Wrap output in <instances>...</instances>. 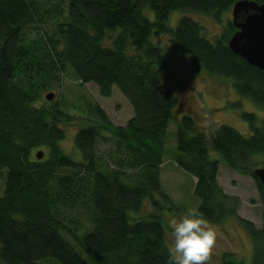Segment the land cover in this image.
<instances>
[{"label":"trees","instance_id":"obj_1","mask_svg":"<svg viewBox=\"0 0 264 264\" xmlns=\"http://www.w3.org/2000/svg\"><path fill=\"white\" fill-rule=\"evenodd\" d=\"M236 1L65 0V7L56 5L50 30L41 32L42 0H0V264H167L161 212L178 210L159 178L164 156L172 155L165 144L170 122L177 123L175 164L195 178L196 211L215 225L236 218L252 240L251 264H264V196L254 175L264 165V119L258 124L253 114H242L250 136L227 125L208 136L186 115L174 121L178 100L167 79H160L165 62L152 40L169 34L172 49L191 57L195 73L230 78L238 95L264 105V73L227 46L236 30L231 19L215 42L187 16L174 30L167 25L174 10L221 21ZM145 6L154 21L143 15ZM32 29L34 38L28 36ZM109 33L114 36L105 45ZM66 67L80 83L96 84L102 96L115 85L133 110L124 126H116L97 103H86L90 123L74 136L79 160L60 145L65 131L59 122L70 117L57 104H40ZM99 141L108 146L107 158L97 154ZM40 147L46 155L31 157ZM209 150L218 152L227 168L255 180L263 203L260 228L238 217L239 199L223 192L219 162L208 158ZM147 204L150 212L143 210ZM69 210L87 214L88 228L73 235L76 246L62 232ZM69 221L75 229L81 225L79 218ZM234 257L225 252L221 259L240 264Z\"/></svg>","mask_w":264,"mask_h":264},{"label":"rangeland","instance_id":"obj_2","mask_svg":"<svg viewBox=\"0 0 264 264\" xmlns=\"http://www.w3.org/2000/svg\"><path fill=\"white\" fill-rule=\"evenodd\" d=\"M42 12H44V23L39 27L42 31H49L54 20L56 5L61 3L65 7V0H42ZM61 6V7H62ZM49 9V11H47ZM142 13L150 21H154L153 11L145 6ZM65 12V10H64ZM183 16L191 18L202 28V35L210 42H215L219 36L222 26L226 25L227 20L232 19L231 9L221 16V21H216L210 15L201 13L174 10L170 12L167 25L171 30L177 26L179 19ZM29 37L37 36L36 30H30ZM113 33L108 34V40L104 42L109 45L113 38ZM169 34H164L158 39L152 37L153 42L160 45V53L165 62V68L160 79H167L168 84L177 97V105L174 109V121H180L182 116H191L205 128L207 135L215 132L219 125H227L238 131L244 136L251 135L250 124L242 114L250 113L256 118V123L264 119V105L256 104L252 100L242 97L235 91L232 80L218 75H209L204 70H193L191 57L180 55L175 52L169 41ZM52 93L51 100L46 99V94ZM51 103L57 104L62 112L67 113L69 118L61 119L59 126L65 131V138L61 141V149L73 160L80 159V153L74 144V136L77 131L86 127L89 122V115L86 111V103H97L105 112L108 119L116 126H124L132 117L133 110L128 100L114 85L109 96H102L98 87L92 82L80 83L74 76L71 68L66 67L61 73L57 74L43 94L40 104L45 106ZM66 115V114H65ZM73 117V118H71ZM79 119V120H78ZM177 123L170 122L167 129L165 144L170 150V154L165 155L163 164L160 167V185L173 203L178 207L176 211L164 210L161 214L167 226L168 249L171 248V228L170 220L173 217L183 216L188 210H195L199 200L193 195L194 181L189 173L177 167L173 155H177L175 133ZM104 135L105 132H102ZM106 144H97V154L107 158ZM43 151L42 158L46 155L44 148L40 147L32 151L31 157L36 156V151ZM209 159L218 160V183L223 192L228 195L238 197L239 205L237 208L238 217L253 223L255 228H260L262 224V196L257 188L255 180L249 175L239 174L235 170L227 168L218 152L209 150ZM4 189V170L0 172V196ZM144 212H150L152 207L147 204ZM81 211V210H80ZM80 211H65L62 223V232L76 246L73 235H79L88 228L87 214ZM80 212V213H79ZM69 220L79 218L81 225L75 229V224ZM206 222V221H205ZM215 233V243L209 253L207 264H223L222 254L225 252L235 254L234 259L240 264H251L253 256L252 240L248 232L239 224L236 218H230L224 223L215 225L206 222ZM66 226L73 231H68ZM233 259V260H234ZM235 261V260H234ZM36 264H57L53 262L39 261Z\"/></svg>","mask_w":264,"mask_h":264},{"label":"water","instance_id":"obj_3","mask_svg":"<svg viewBox=\"0 0 264 264\" xmlns=\"http://www.w3.org/2000/svg\"><path fill=\"white\" fill-rule=\"evenodd\" d=\"M231 17L236 30L228 39V48L264 73V4L238 0L231 7ZM52 96L48 93L45 97L51 100ZM42 155L43 151H36L37 159H41ZM254 175L260 181L264 196V165L257 167Z\"/></svg>","mask_w":264,"mask_h":264},{"label":"clouds","instance_id":"obj_4","mask_svg":"<svg viewBox=\"0 0 264 264\" xmlns=\"http://www.w3.org/2000/svg\"><path fill=\"white\" fill-rule=\"evenodd\" d=\"M171 248L167 264H207L216 237L195 210L170 220Z\"/></svg>","mask_w":264,"mask_h":264}]
</instances>
